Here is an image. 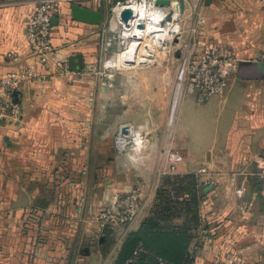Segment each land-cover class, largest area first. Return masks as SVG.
Segmentation results:
<instances>
[{
	"label": "crops",
	"instance_id": "obj_1",
	"mask_svg": "<svg viewBox=\"0 0 264 264\" xmlns=\"http://www.w3.org/2000/svg\"><path fill=\"white\" fill-rule=\"evenodd\" d=\"M60 1L52 48L66 61L81 55L82 69L70 71L67 62L65 72L23 83L18 117H0V260L65 264L84 248L95 252L99 213L113 198L137 191L139 218L112 227L104 246L97 243L112 248V233L127 234L151 216L165 179L192 174L204 193L201 217L212 238H201L193 264H264V180L254 176V160L264 155V63L258 60L264 3L211 1L207 13L237 58V71L220 96L203 105L181 97L172 116L177 59L143 52L141 63L124 67L120 55L123 70H97L107 26H115L112 15L100 9L101 0ZM73 3L101 12V25L74 21ZM33 6L0 0V77L23 66L44 73L25 40ZM105 59L114 62L111 54ZM125 124L139 128L147 145L117 155L113 138ZM173 154L181 161L173 162ZM240 185L244 196L237 199Z\"/></svg>",
	"mask_w": 264,
	"mask_h": 264
},
{
	"label": "built area",
	"instance_id": "obj_2",
	"mask_svg": "<svg viewBox=\"0 0 264 264\" xmlns=\"http://www.w3.org/2000/svg\"><path fill=\"white\" fill-rule=\"evenodd\" d=\"M73 1V0H68ZM157 0H118L111 9L115 26L108 25L107 39L105 45L112 47L116 42L124 49L120 55L128 51V47L134 42L130 36L136 28V23L144 25L139 30L142 41L135 63L139 62V54L143 44L150 42L155 46H162L167 40L172 41L181 33L180 20H176V9L171 3L178 4L175 0H168L169 5H157ZM212 0H200V4H205ZM257 3H264V0H253ZM33 10L27 18L25 26V40L30 55L35 59L44 73L38 70L23 66L16 71L6 73L0 77V117L7 114L11 118H17L19 110L12 101V92L19 90L23 83H31L35 80L51 77L54 73L66 71V58L59 51L54 50L51 44L52 24L60 9V0H32ZM129 9L132 12V20L124 24L119 12ZM143 14L140 20L139 15ZM170 16L169 21L166 18ZM178 24V27H177ZM149 30V32L147 31ZM137 43V42H134ZM143 54V53H142ZM258 60L264 63V51L259 55ZM141 63V61H140ZM144 63V62H142ZM184 71L179 79L181 83V93L192 96L198 105L206 104L214 97L220 96L228 85L229 78L237 71L238 60L232 52L218 44H213L204 48L192 50L184 60ZM182 64V65H183ZM182 67V66H181ZM179 101V100H178ZM178 101L176 104H178ZM175 104V100L173 102ZM171 107L172 116L176 109ZM147 145L143 132L130 124L122 125L113 138V146L117 155H122L130 148H138ZM173 162L181 161L178 154L170 156ZM255 172L259 180H264V155H258L255 160ZM204 169H199L198 174L204 173ZM253 175V174H252ZM244 186L240 185L234 193L237 199L244 196ZM142 212V201L137 191L124 197L113 198L108 207L98 215L100 226L109 224L112 227H126L137 220ZM201 236L205 242L211 243L212 238L207 228L202 227ZM136 254V253H135ZM132 260L127 264H131Z\"/></svg>",
	"mask_w": 264,
	"mask_h": 264
},
{
	"label": "rangeland",
	"instance_id": "obj_3",
	"mask_svg": "<svg viewBox=\"0 0 264 264\" xmlns=\"http://www.w3.org/2000/svg\"><path fill=\"white\" fill-rule=\"evenodd\" d=\"M175 1H177L178 3H183V11L180 13L181 33L177 36V38L172 41L167 40L166 43L160 47L147 42L148 45L144 47V44L140 50L141 53L145 52L146 54H152V56L170 55L173 58L177 59L175 65L177 74L176 79L173 82L174 84L172 86V92L176 86V83L179 82L178 76L181 66L192 50L201 48L205 42L209 44H219L222 47H225L226 44L225 37L220 35L219 31L216 29L217 24L212 23L213 20L211 19H213V16L207 13L208 9L214 7V4H212L211 1L210 3L206 2L205 4H200V0ZM114 5V0H111L110 3L107 4L106 0H101L100 9H102L104 13H107L108 16H111V9ZM255 7L256 6L253 5V8ZM262 27V30L264 31V26ZM124 47L125 46L122 47V45L117 42L112 47L103 45L100 48V51L103 54V58L99 61L97 70H123L124 68L120 65L117 66L116 63ZM107 54H111L113 57L112 60H114V62H110V65H107L105 61V55ZM137 63H140V60ZM124 67H128V65ZM184 96L186 97L189 95L186 92H183L181 97ZM171 185H174L175 189L177 190L176 193L173 194V198L175 200L173 206H171V208L168 210L167 207H158L156 206V203H153L150 210L154 213V215L146 217V219L152 217L154 221L151 222V226H147L148 229L145 228V230H147V233L145 234L143 243L145 244L146 242L149 249L147 252L145 251V255H147V257H152L153 249L162 248L164 246V243L170 239V236L167 237L170 232L172 234L186 232L187 236L191 237L187 251L190 255L193 256L194 259L195 251L200 248V244L202 242L201 230L204 224L202 222L200 204L202 199L204 198V193L201 185H198L197 182L193 183L189 177L184 175L175 176L174 179L172 177V179L170 180L165 179L160 189L161 191L166 189L168 190ZM187 198H191L192 201H187ZM156 201L157 199L155 200V202ZM142 222L143 220L136 230L130 231L129 233L138 231L141 228L140 226ZM173 228L174 231L172 232ZM115 229L118 230L117 228ZM129 233H124L123 235H120V237H116V235L112 233V235H114L113 245L112 248L107 249L103 247L99 249L100 247L97 244L99 238L97 240L95 239V241L93 242L94 244H92V248L94 249L93 251L95 252L90 253L89 251V255L87 256L83 251L80 254L67 255L65 264H117L122 250V245ZM176 242L177 241H175V244H177ZM173 250L174 247H171L169 249V251ZM135 256L136 258L133 257L131 264H136L137 259H139L138 254ZM0 264L13 263L8 261L7 258L3 257L0 260Z\"/></svg>",
	"mask_w": 264,
	"mask_h": 264
},
{
	"label": "trees",
	"instance_id": "obj_4",
	"mask_svg": "<svg viewBox=\"0 0 264 264\" xmlns=\"http://www.w3.org/2000/svg\"><path fill=\"white\" fill-rule=\"evenodd\" d=\"M186 176L189 177L193 183L196 182L194 175L190 174ZM174 178L175 177H173V179ZM176 191L177 190L175 189L174 185H171L168 190L166 189L161 191V189H159L156 196V206L162 208L167 207L169 210L175 203L173 194H175ZM186 200L190 202L192 201L191 198H187ZM153 215L154 213L151 212V216ZM153 221L154 220L152 217L147 219L145 218L140 226L141 228L138 231L129 233L127 235L122 245V250L117 264H127L133 259V257L136 258L135 255L137 254L139 259H137L136 264H193V256L187 251L191 237L187 236L186 232H179L177 234H172L170 232V234L167 235V237L170 236V239L164 243L162 248L153 249L152 257H147V255H145V253L149 250L146 242L145 244L143 243L145 234L147 233L145 228L148 229L147 226H151V222ZM203 227L206 229L205 226ZM173 231L174 228L172 229V232ZM175 241H177V244H175ZM167 247H174V250L169 251L170 248Z\"/></svg>",
	"mask_w": 264,
	"mask_h": 264
},
{
	"label": "water",
	"instance_id": "obj_5",
	"mask_svg": "<svg viewBox=\"0 0 264 264\" xmlns=\"http://www.w3.org/2000/svg\"><path fill=\"white\" fill-rule=\"evenodd\" d=\"M156 4L160 5V6L169 5V1L168 0H157ZM177 6L180 7V11L182 12L183 11V3L179 2L177 4ZM69 9H70V13H71V18L74 21L81 22V23H84V24H89V25H95V26H100L101 25V22H102V14H101V12L83 8V7H81V6H79V5L75 4V3L71 4L69 6ZM131 16H132L131 10L125 9V10L122 11V13L120 15V19H121V21L124 24H127L128 20L131 19ZM170 19H171L170 16H168L166 18L167 21H169ZM56 22H57L56 18H53L51 20V24L53 26H55ZM139 28L143 29V25H140ZM130 38L134 42H137V43H140L142 41V37L139 34L134 33V32L131 34ZM67 62H68V69L70 71H73V72L81 71V69H82V57H81V55H73V56L69 57ZM126 63H127L128 66L134 65L135 60L133 58L131 61L126 62ZM18 95H19L18 90L12 92V101H13L14 105H18L19 104ZM111 229H112V226L109 225V224H105L103 226L101 235H100V237L98 239V244L100 246L104 245L105 239H106V237L108 235L107 233ZM83 252H84V254L86 256L89 255V249L88 248H84Z\"/></svg>",
	"mask_w": 264,
	"mask_h": 264
},
{
	"label": "bare ground",
	"instance_id": "obj_6",
	"mask_svg": "<svg viewBox=\"0 0 264 264\" xmlns=\"http://www.w3.org/2000/svg\"><path fill=\"white\" fill-rule=\"evenodd\" d=\"M171 4L175 6V9H176L175 12H176V17H177V15H178L179 13H181V11H180V7H179V6H176L175 3H171ZM178 12H179V13H178ZM121 13H122V11L119 12V15H121ZM138 15H139V14H138ZM142 16H143V14H140V15H139L140 20L142 19ZM131 20H132V16H131ZM176 20H177V21L180 20V15H179V17H178ZM136 25H137V26H136V28H134V32L137 31V32H135V33L139 34V30H140L139 26H140V25H143V24H141V23H136ZM143 27H144V25H143ZM177 27H178V24H177ZM147 31L149 32V30H147ZM139 35H140V34H139ZM139 44H141V43H134V42H133V43L130 45V47H128V51L122 55L121 60H122V63H123L125 66H127V63H126V62L131 61L133 58L135 59V56L137 55L138 49H139V47H140ZM143 45H144V44H143ZM183 71H184V64L182 65V67H181V69H180V72H179L178 79H180V80H181V77H182ZM180 93H181V83H180V82H177V83H176L175 92H174V95H173V99H172V104H174L173 102H174V100H175V104L173 105V108H174V109L177 108V104H176V102L179 100Z\"/></svg>",
	"mask_w": 264,
	"mask_h": 264
}]
</instances>
